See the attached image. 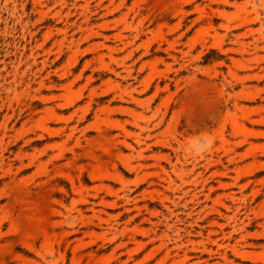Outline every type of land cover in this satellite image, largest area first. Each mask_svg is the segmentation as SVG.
Masks as SVG:
<instances>
[{"label": "rangeland", "instance_id": "obj_1", "mask_svg": "<svg viewBox=\"0 0 264 264\" xmlns=\"http://www.w3.org/2000/svg\"><path fill=\"white\" fill-rule=\"evenodd\" d=\"M0 264H264V0H0Z\"/></svg>", "mask_w": 264, "mask_h": 264}, {"label": "bare ground", "instance_id": "obj_2", "mask_svg": "<svg viewBox=\"0 0 264 264\" xmlns=\"http://www.w3.org/2000/svg\"><path fill=\"white\" fill-rule=\"evenodd\" d=\"M245 257V256H244Z\"/></svg>", "mask_w": 264, "mask_h": 264}]
</instances>
